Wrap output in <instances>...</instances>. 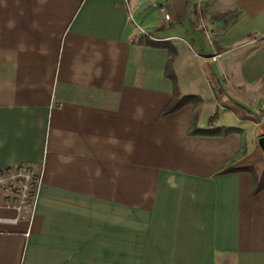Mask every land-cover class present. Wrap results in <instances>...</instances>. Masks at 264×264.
<instances>
[{
  "label": "crops",
  "instance_id": "0c3cea01",
  "mask_svg": "<svg viewBox=\"0 0 264 264\" xmlns=\"http://www.w3.org/2000/svg\"><path fill=\"white\" fill-rule=\"evenodd\" d=\"M262 134L264 0H0V264H264Z\"/></svg>",
  "mask_w": 264,
  "mask_h": 264
},
{
  "label": "trees",
  "instance_id": "16d2710c",
  "mask_svg": "<svg viewBox=\"0 0 264 264\" xmlns=\"http://www.w3.org/2000/svg\"><path fill=\"white\" fill-rule=\"evenodd\" d=\"M147 41L149 43H153V44L164 45L169 49V57L167 60L166 72H167L168 76L173 78L174 83H175V90H174L173 98L171 99V101L166 105V107L162 111L163 114H167V113H170V112L177 110L179 107H181L186 102V96L181 93V90L179 88L178 79H177V75H176V69H175V59L178 55V51L173 45H171L170 43H167V42L158 43V42L151 40V39H148ZM197 121H198L197 117L193 118V129L191 128L192 132H214L213 129L202 130V129L198 128ZM215 132H217V130ZM21 167L27 168V169L29 168V169L33 170L32 166H30L28 163H20L17 165L8 166V167L0 169V174L1 173H8L9 171H18ZM34 175L37 179L39 178V172H34ZM37 179L34 180V182H33V184H34L33 189H32L33 195L37 194V189H38ZM261 182H262V184H264V176L262 177L260 184H261ZM32 200H33L32 201V203H33L34 199H32ZM32 203H31V205H32Z\"/></svg>",
  "mask_w": 264,
  "mask_h": 264
},
{
  "label": "built area",
  "instance_id": "2783aa9c",
  "mask_svg": "<svg viewBox=\"0 0 264 264\" xmlns=\"http://www.w3.org/2000/svg\"><path fill=\"white\" fill-rule=\"evenodd\" d=\"M160 10L164 13L166 19L171 18V14L166 10L165 6H162ZM5 174L8 175L0 177V190L11 189L18 192L17 183H19L18 187L20 191V194L17 193V199H15L13 203H11L12 201H7V204H13L14 207L22 210L25 204L32 203V199L35 201L36 195H33L32 189L34 185L33 182L37 178L35 177L34 173H32V169L21 167L18 171H9ZM37 181L39 184V178Z\"/></svg>",
  "mask_w": 264,
  "mask_h": 264
},
{
  "label": "water",
  "instance_id": "95a60500",
  "mask_svg": "<svg viewBox=\"0 0 264 264\" xmlns=\"http://www.w3.org/2000/svg\"><path fill=\"white\" fill-rule=\"evenodd\" d=\"M258 145L261 147V149L263 150V153H264V134L260 135L258 137Z\"/></svg>",
  "mask_w": 264,
  "mask_h": 264
},
{
  "label": "rangeland",
  "instance_id": "374dc122",
  "mask_svg": "<svg viewBox=\"0 0 264 264\" xmlns=\"http://www.w3.org/2000/svg\"><path fill=\"white\" fill-rule=\"evenodd\" d=\"M176 58H177V57H176ZM175 60H176V59H175ZM32 173H34V170H32ZM7 175H8V174L1 173V174H0V177H1V176H3V177H4V176H7ZM18 185H19V183H17V190H18V192H17V193H18V194H20V191H19V187H18ZM15 186H16V184H15ZM15 186H14V187H15ZM9 190H11V189H9ZM5 191H8V189H7V190H5Z\"/></svg>",
  "mask_w": 264,
  "mask_h": 264
}]
</instances>
